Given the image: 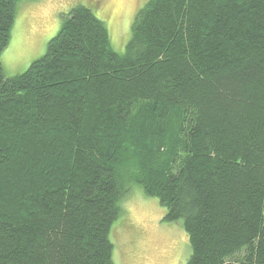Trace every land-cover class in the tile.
I'll use <instances>...</instances> for the list:
<instances>
[{"label":"trees","instance_id":"1","mask_svg":"<svg viewBox=\"0 0 264 264\" xmlns=\"http://www.w3.org/2000/svg\"><path fill=\"white\" fill-rule=\"evenodd\" d=\"M0 264H116L133 184L182 221L185 264H264V0H149L123 54L85 5L6 76Z\"/></svg>","mask_w":264,"mask_h":264},{"label":"rangeland","instance_id":"2","mask_svg":"<svg viewBox=\"0 0 264 264\" xmlns=\"http://www.w3.org/2000/svg\"><path fill=\"white\" fill-rule=\"evenodd\" d=\"M149 0H21L8 47L1 54L6 76L24 73L42 58L49 41L57 35L64 16L78 6L89 7L105 22L115 51L120 54L132 35L137 12ZM122 203L113 223L110 241L116 264H185L191 248L182 221L166 222V210L138 184Z\"/></svg>","mask_w":264,"mask_h":264}]
</instances>
